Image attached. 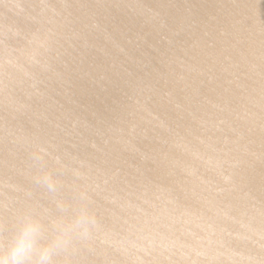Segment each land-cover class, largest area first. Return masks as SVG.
<instances>
[{
	"label": "water",
	"instance_id": "obj_1",
	"mask_svg": "<svg viewBox=\"0 0 264 264\" xmlns=\"http://www.w3.org/2000/svg\"><path fill=\"white\" fill-rule=\"evenodd\" d=\"M85 206L53 264H264V0H0V249Z\"/></svg>",
	"mask_w": 264,
	"mask_h": 264
},
{
	"label": "clouds",
	"instance_id": "obj_2",
	"mask_svg": "<svg viewBox=\"0 0 264 264\" xmlns=\"http://www.w3.org/2000/svg\"><path fill=\"white\" fill-rule=\"evenodd\" d=\"M47 219L30 211L19 213L15 217L14 236L0 249V264H53L54 256L67 252L73 240L87 236L96 223L93 213L85 206L70 219L51 221L53 233L50 238L42 239ZM7 224L5 221L4 226ZM62 264H70L67 256Z\"/></svg>",
	"mask_w": 264,
	"mask_h": 264
}]
</instances>
